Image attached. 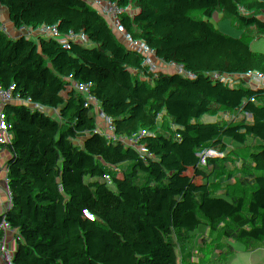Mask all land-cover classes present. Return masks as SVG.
I'll list each match as a JSON object with an SVG mask.
<instances>
[{
	"label": "trees",
	"instance_id": "trees-1",
	"mask_svg": "<svg viewBox=\"0 0 264 264\" xmlns=\"http://www.w3.org/2000/svg\"><path fill=\"white\" fill-rule=\"evenodd\" d=\"M64 1L89 4L90 20L51 15ZM207 10L203 0H0V82L19 74L15 92L27 88L29 101L44 104L55 125L93 142L80 150L84 163L122 193L156 206L111 202L105 186L46 130L0 107V157L48 169L25 178L0 167V235L18 242L0 243V264H64L51 228L73 251L75 264H264L263 199L243 197L211 176L216 165L264 168L263 150L232 144L236 116L264 129V93L253 90V73L264 75V0H251L240 12L239 25L247 30L238 25L229 36L215 32V41L224 39L219 50L203 45L207 28L193 23ZM20 31L35 50L18 51L14 37ZM164 33L178 36L177 45L166 49ZM40 56L64 72L76 92L121 65L129 67L134 85L127 96L106 94L96 112L79 111L30 83ZM199 75L209 78L208 94L194 83ZM118 113L129 116L107 117ZM177 144L193 149L204 167L180 162L171 151ZM207 161L214 164L205 167ZM209 202L246 210L225 220L173 208ZM41 214H52L49 226L38 221ZM184 240L204 248L188 255L162 252Z\"/></svg>",
	"mask_w": 264,
	"mask_h": 264
},
{
	"label": "built area",
	"instance_id": "built-area-1",
	"mask_svg": "<svg viewBox=\"0 0 264 264\" xmlns=\"http://www.w3.org/2000/svg\"><path fill=\"white\" fill-rule=\"evenodd\" d=\"M50 14L58 17L62 21L72 22L74 20L89 21L92 15V8L89 4L80 1H74L72 4L62 2L58 10H49ZM15 45L18 51L22 54H27L36 49V44L29 41L23 32H18L15 37ZM30 83L45 88L56 94L63 102L73 109L79 111L94 112L97 110L98 103L106 94L112 91H117L123 96H127L130 90V85L121 79H116L107 74L100 75V80L95 87L90 90L83 88L76 92L71 87L68 76L64 72L56 71L53 66L46 61V58L40 56L39 67L37 72L32 76ZM194 83H196L204 94L210 91L209 78L204 75H199ZM5 82H0V107H4L8 111H17L21 116L39 128L46 130L59 144H61L69 153L71 158L79 164L86 174L99 180L104 186V196L111 202L116 203L124 200L128 203H134L143 206L147 209H156V206L147 201L144 196L136 194H125L116 188L115 181L110 179L101 171H95L90 165L84 163L80 154L81 148L85 144L93 145L90 139H84L78 133L66 130L61 125H55L46 112L42 113L29 101L30 91L26 88L22 93H5ZM0 167L18 171L23 177L29 178L32 173L42 175L48 174V169L44 165L30 163L29 165L22 164L17 156H2L0 157ZM176 210H180L186 215L189 213L207 212L210 216L216 215L220 219H234L240 217L245 212V207L240 204H225L221 202H209L205 205L197 206H180L174 205ZM40 223L46 226L51 224L52 214H41L36 216ZM51 233L55 240L61 245L62 250L67 255L68 264H75L73 251L67 248L60 242L58 232L51 228ZM215 233V230L212 229ZM0 243L17 246L18 242L0 235ZM102 264H106L103 262Z\"/></svg>",
	"mask_w": 264,
	"mask_h": 264
},
{
	"label": "rangeland",
	"instance_id": "rangeland-1",
	"mask_svg": "<svg viewBox=\"0 0 264 264\" xmlns=\"http://www.w3.org/2000/svg\"><path fill=\"white\" fill-rule=\"evenodd\" d=\"M232 1V0H231ZM237 2L236 7L233 8V10H228L226 12H223L221 14L224 17V20H222L220 13L218 16L211 10L208 9L203 13V16L194 18L195 22L198 24H201L205 21L211 22L212 26L215 28L217 25H221L223 27V33L224 36H229L231 32L242 29L247 30L249 28L248 25H239V28L233 29L235 26V18H233V15L237 11L242 10L249 2L250 0H235ZM230 17L231 20L229 22H226L225 18ZM227 23V25H225ZM218 28V27H217ZM205 29V28H204ZM219 30V29H218ZM216 29L215 32H218ZM215 33L208 32V30H205V34L202 38L204 39L203 45H205L206 48H216V50L220 49L223 45V41L219 40L218 42L213 39ZM164 47L171 48L174 45H177L179 42V37L174 34L164 33ZM253 90L255 92H261L264 93V75H260L256 72L253 73ZM127 79L128 85L133 86L134 82ZM45 106L44 104H38L36 109L41 111L42 113L45 112ZM240 118L244 119L245 121L249 122V124H254V120L252 118H249L248 116H236L235 120L232 121V124H234L236 127L234 128V135H233V141L232 144L239 146L241 148L246 149H253L258 148L260 150L264 151V129L259 125L255 124L256 126L250 127L246 125V122H242ZM245 124V126L243 125ZM172 153L175 157L178 158L180 162H182L185 165H188L193 168H203L204 163L203 161L199 160L197 157H195V151L191 148H185L182 149L181 144H177L172 150ZM214 164L213 161H207L205 164V167H208L209 165ZM217 164V163H216ZM217 166V165H216ZM212 170V180L214 182L218 183H224L227 185H231L233 187H236L240 194L245 196H251L253 198L260 197L263 199L264 202V168L259 169H245L242 171L236 170L234 167L231 166H225V167H216ZM262 211L264 213V206L262 208ZM190 215H195L194 213H189ZM210 216V214H208ZM214 218H217L216 215H213ZM264 233V230H263ZM204 248V245L197 244L195 242H190L187 240H184L177 244L176 246H165L162 249L163 253H180L184 255H188L190 253L194 252H200ZM58 254L60 260L64 264H68L69 260L67 258V255L62 251L61 249H58ZM124 256H126L124 254Z\"/></svg>",
	"mask_w": 264,
	"mask_h": 264
},
{
	"label": "crops",
	"instance_id": "crops-1",
	"mask_svg": "<svg viewBox=\"0 0 264 264\" xmlns=\"http://www.w3.org/2000/svg\"><path fill=\"white\" fill-rule=\"evenodd\" d=\"M251 1V0H250ZM203 2L207 5V8L208 9H211L217 16L219 14H217V12L220 13V16L222 18V20H224V17L221 15L223 14V12H226L228 10H233L234 7H236L237 5V2L235 0H203ZM250 3V2H249ZM248 3V4H249ZM247 4V5H248ZM246 5V6H247ZM244 9V8H243ZM242 9V10H243ZM237 11L235 13V15H233V18H235V26H234V30L238 28V25H239V14L240 12L242 11ZM204 13V12H203ZM203 13H201L200 15L197 16L198 17H201L203 16ZM196 18V17H195ZM226 22H229L231 20L230 17L228 18H225ZM193 23L195 26H205V28H207L208 32H211V33H215V30L219 29L217 33H223V27L221 25H217L215 28L212 26V21L211 22H203L201 24H198L195 22V20L193 19ZM227 25V23L225 24ZM218 27V28H217ZM24 33V32H23ZM216 35V33L214 34ZM131 71L129 69V67L125 66V65H121L119 67V69L113 74V77L116 78V79H126V78H129L132 79V81L134 80V78L132 77L131 75ZM19 79H21V76L18 75H15V76H12V77H8L4 82L6 83L5 86H8V88L10 89V93H15L17 94L18 92H15L14 91V83L16 81H19ZM100 80V76H96L94 79H92L91 81H89L84 87L83 89L84 90H90L92 89L93 87H95L97 85V83L99 82ZM134 82V81H133ZM21 83V80L19 82V84ZM45 109V108H44ZM96 112V111H95ZM129 116V113H126V114H123V113H118V114H111V115H108L107 117L109 119H117V118H122V117H126V116ZM240 120H242L241 123L245 122L244 119L240 118ZM78 156H80V154H78Z\"/></svg>",
	"mask_w": 264,
	"mask_h": 264
}]
</instances>
